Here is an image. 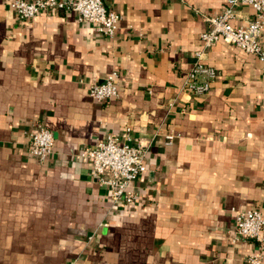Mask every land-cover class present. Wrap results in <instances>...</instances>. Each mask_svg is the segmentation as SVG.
Returning a JSON list of instances; mask_svg holds the SVG:
<instances>
[{
  "label": "crops",
  "instance_id": "0c3cea01",
  "mask_svg": "<svg viewBox=\"0 0 264 264\" xmlns=\"http://www.w3.org/2000/svg\"><path fill=\"white\" fill-rule=\"evenodd\" d=\"M10 1L0 0V264H250L259 245L232 241V208L264 213V63L218 40L202 56L217 72L209 90L182 87L204 16L227 0H103L120 15L112 38L73 11L22 21ZM235 11L234 24L252 17ZM113 69L117 96L93 99ZM38 124L54 137L43 162L28 152ZM126 128L147 148L146 170L132 202H112L80 154L107 134L126 141Z\"/></svg>",
  "mask_w": 264,
  "mask_h": 264
},
{
  "label": "built area",
  "instance_id": "2783aa9c",
  "mask_svg": "<svg viewBox=\"0 0 264 264\" xmlns=\"http://www.w3.org/2000/svg\"><path fill=\"white\" fill-rule=\"evenodd\" d=\"M239 4L248 6L252 17L234 24L233 20L237 17L235 8ZM9 6L22 21L47 10L73 11L77 13L79 21L92 24L99 34L107 38L114 36L120 19L117 12L105 7L103 0H11ZM204 19L209 27L200 33L202 49L195 53V60L182 85L183 89L194 95L206 93L217 77L215 68L204 63L202 56L205 50L218 40L239 47L264 63V43L261 41L264 32V0H227L220 12L206 15ZM118 82L119 72L113 69L102 82L91 84L89 95L97 101L113 98L118 94ZM129 131L130 129L126 128L123 134L126 141L119 142L115 135L107 134L93 147L80 154L83 159L89 160L91 176L108 189L112 202H132L134 192L131 184L146 170L147 148L140 143L130 144ZM28 138V152L40 162L46 160L54 144L52 132L38 124L29 132ZM165 138V143L171 144L173 135L167 134ZM232 213V241L248 239L257 242L259 250L248 255L247 261L250 264H261L264 249V213L256 208H232ZM69 264L78 263L71 261Z\"/></svg>",
  "mask_w": 264,
  "mask_h": 264
}]
</instances>
